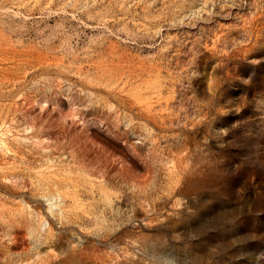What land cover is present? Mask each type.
Segmentation results:
<instances>
[{
  "label": "rangeland",
  "instance_id": "374dc122",
  "mask_svg": "<svg viewBox=\"0 0 264 264\" xmlns=\"http://www.w3.org/2000/svg\"><path fill=\"white\" fill-rule=\"evenodd\" d=\"M0 264H264V0H0Z\"/></svg>",
  "mask_w": 264,
  "mask_h": 264
}]
</instances>
